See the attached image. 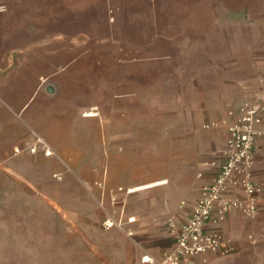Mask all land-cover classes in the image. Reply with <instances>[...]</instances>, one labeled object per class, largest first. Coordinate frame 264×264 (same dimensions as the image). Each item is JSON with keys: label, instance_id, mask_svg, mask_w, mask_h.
I'll list each match as a JSON object with an SVG mask.
<instances>
[{"label": "rangeland", "instance_id": "1", "mask_svg": "<svg viewBox=\"0 0 264 264\" xmlns=\"http://www.w3.org/2000/svg\"><path fill=\"white\" fill-rule=\"evenodd\" d=\"M119 2L109 14L128 24L120 33L128 55L119 63L132 72L126 89L111 95L110 81L97 79L102 94L83 112L97 113L102 139L81 157L60 158L27 129L13 157L0 159V237L10 232L25 245L1 250L0 264L134 262L110 234H136L103 225L118 208L112 192L120 197L163 181L129 193L126 211L148 210L164 222L182 203L191 206L202 161L218 153L241 104L255 99L248 91L264 89V0H137L144 14L135 16L120 15ZM104 62L98 55L97 64ZM240 78L259 85L246 88ZM35 212L46 220L32 221Z\"/></svg>", "mask_w": 264, "mask_h": 264}, {"label": "crops", "instance_id": "2", "mask_svg": "<svg viewBox=\"0 0 264 264\" xmlns=\"http://www.w3.org/2000/svg\"><path fill=\"white\" fill-rule=\"evenodd\" d=\"M114 2L121 3L122 16L144 14L137 0H0V148L7 149V155H0V159L13 157L11 148L17 136H24L27 129L46 137L60 158H68L69 154L81 157L90 150L91 144L102 139L95 116L83 114L94 105L95 96L102 94L100 87L96 91V80H109L106 91L111 95L126 89L127 78L132 72L119 63L123 52L128 55L129 48L120 33L127 32L129 27L127 23L111 20L109 7ZM102 54H105V62L99 66L97 56ZM240 81L246 88L259 85L245 78ZM248 92V97L264 100V89L256 94L252 90ZM228 136L226 131L218 153L201 163L198 198L202 187L216 172L207 161L218 157ZM253 177L258 189L257 215L247 217L233 210L215 227L234 253L222 255L210 251L198 257V264H264V135L255 148ZM159 185L162 184L144 189ZM122 194L119 198L123 205L116 208L115 215L121 218L124 209V217L136 218L135 222H125L120 227L136 237L117 233L110 236L127 254L135 255L134 262L131 260L127 264H144L145 255L159 258L171 250L174 240L168 231L169 217L184 220L198 199L191 206L188 204L190 207L182 203L164 222L148 210L138 215L128 214L130 194ZM138 198L144 201L145 195ZM105 202L109 204V200ZM34 219L46 220L43 214L36 212L32 214V221ZM45 229L49 232L47 227ZM117 243L111 247L115 249ZM21 247L25 245L10 232L0 237V251ZM39 262L38 259L36 263Z\"/></svg>", "mask_w": 264, "mask_h": 264}, {"label": "built area", "instance_id": "3", "mask_svg": "<svg viewBox=\"0 0 264 264\" xmlns=\"http://www.w3.org/2000/svg\"><path fill=\"white\" fill-rule=\"evenodd\" d=\"M212 125L217 126L216 123ZM263 126L264 102L259 99L244 101L238 116L229 124L225 147L218 157L207 161L216 172L213 179L202 187L190 215L182 221L177 216H171L167 221L174 247L159 258L145 255L142 258L144 264H198V257L210 251L222 255L234 253L215 227L225 221L233 210H239L247 217H254L259 212L253 168L255 148L264 135ZM119 190L123 191V188ZM111 196L114 205H123L116 192H112ZM115 212L107 213L104 228L110 230L136 220L135 217H124V209L121 218H117Z\"/></svg>", "mask_w": 264, "mask_h": 264}, {"label": "bare ground", "instance_id": "4", "mask_svg": "<svg viewBox=\"0 0 264 264\" xmlns=\"http://www.w3.org/2000/svg\"><path fill=\"white\" fill-rule=\"evenodd\" d=\"M96 115H97V113H95V112H88L85 116L93 117V116H96ZM158 184H163V181L151 183V184H148V185H145V186H139V187H136L133 191L137 192L139 190H142V189L146 188L147 186H155V185H158Z\"/></svg>", "mask_w": 264, "mask_h": 264}]
</instances>
